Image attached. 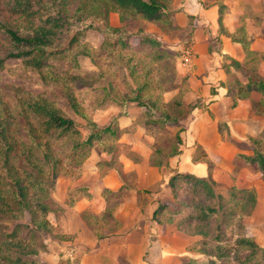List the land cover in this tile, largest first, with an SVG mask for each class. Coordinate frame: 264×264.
I'll use <instances>...</instances> for the list:
<instances>
[{"label":"trees","instance_id":"16d2710c","mask_svg":"<svg viewBox=\"0 0 264 264\" xmlns=\"http://www.w3.org/2000/svg\"><path fill=\"white\" fill-rule=\"evenodd\" d=\"M12 1L23 28H15L0 18V71L16 63L38 78L32 80L33 84L26 81L15 84L20 98L14 119L5 115L0 107V264H47L39 260L40 253L47 249L46 236H62L54 233L47 215L63 210L54 199L53 192L64 151L71 162L76 159L82 163L95 143L118 138L119 118L127 115L130 103L146 108L139 121L144 129L181 124L177 133L178 145L171 148L167 157L181 153V132L186 130L182 125L185 116L161 110L158 100L153 101L146 94L152 86L149 80L137 87L131 86L129 93L121 99L110 86H104L101 105L113 103L121 107V112L112 118L109 125L101 127L81 111L77 97L68 87L69 81L85 87L92 84L75 72L80 68V54H87L76 52L75 46L85 39L87 31L95 30L103 38V47L118 56L129 55V63L135 66L132 68L134 74L140 63L160 64L172 60L176 52L165 47L160 39L143 27L132 31V20L157 22L169 31H181L182 27L176 19L178 10L171 6L174 0ZM225 8V4H220L218 21L223 33ZM112 12L119 15L124 25L111 23ZM190 24L192 30L193 21ZM240 30L243 31L244 26ZM245 37L246 34L242 37L232 35L234 41L243 45L246 56L253 60L257 54ZM260 56L264 58V54ZM135 57L140 59L139 62L133 63ZM248 62L230 57L224 65L228 70L234 68L245 78V82L237 77L220 83L227 89L226 95L232 98L233 105L237 104L239 97L254 91L260 93L264 100V76L250 69ZM55 83L65 84L62 92L55 88ZM58 96L64 97L69 108L86 120L88 134L85 137L77 120L58 105ZM177 104L185 107L181 101ZM195 107L191 106L187 113ZM249 140L251 150L240 154V157L248 166L258 167L264 175V139L258 136ZM64 143H70V147H65ZM124 187L114 194L107 190L113 196L107 198L108 204L122 196ZM168 187L171 199L157 198L151 219L161 226L171 223L177 231L201 236L194 248L198 246L196 250L207 257L201 262L184 258L181 264H264V248L248 234L244 223V217L251 215L257 205L254 189L233 185L223 192L216 188L210 172L201 177L183 171L171 174ZM79 189L87 192L86 187ZM102 217L114 220L110 206ZM121 263L128 264L124 259Z\"/></svg>","mask_w":264,"mask_h":264},{"label":"rangeland","instance_id":"374dc122","mask_svg":"<svg viewBox=\"0 0 264 264\" xmlns=\"http://www.w3.org/2000/svg\"><path fill=\"white\" fill-rule=\"evenodd\" d=\"M182 1L174 0L171 5L172 8L179 10ZM243 1L245 8L242 17L244 19L239 23L243 24L244 30H236L234 36L242 37L243 34H246L245 38L249 40L250 48L254 49L257 57L251 60L244 53L245 57L240 55L242 59L240 61H249L247 63L249 68L264 76V58L260 56L264 54V0ZM217 2L220 3L222 0H218ZM217 2L213 3V0H209L202 5L206 8H211ZM227 9L228 7L223 10V13ZM0 18L15 26V28L18 26L23 28L22 20L13 9L12 0H0ZM110 20L114 26L124 25V22L120 20L119 15L115 12L110 13ZM190 26L191 24L182 28L181 31H169L163 29L157 22H147L142 19L132 20V31H137L138 28L143 27L148 33L160 39L165 47L176 52V56L172 60L160 64L140 63L139 68H135L134 74H132V68L135 66L132 65V62L129 63L128 54H121L125 57L114 54L102 46L103 38L100 33L95 30H89L86 33L85 39L80 42L81 44L79 43L75 46L76 52H87V54H80L78 57L80 68L75 69V72L91 81L92 84L85 87L69 81L68 87H70L77 97L81 111L86 113L101 127L109 125L112 118L120 115L121 112V107L113 103L101 105L100 101L104 95L103 87L110 86L114 94L121 99L125 94L129 93L131 86L137 87L145 80H149L152 83V86L146 90V94L151 96L153 101L158 100L161 110H166L176 116H185V121L183 120L182 124L184 126H186V121L191 116V113L188 114L187 111L193 105L202 107V109L204 108V111L209 110L208 113L210 114L213 112L212 117L217 119V127L214 131L211 129L205 131L207 138L203 139L202 142H196L197 146H199L196 147L193 158L195 160L196 156H198L200 163L197 165L199 166V170L202 168L199 172L207 171V166L208 172L212 176L215 171L216 179L213 178L216 181V188L218 190L226 192L233 185L238 188H252L255 190L258 197L257 205L251 215L244 217V223L248 234L253 236L264 248V175L258 167L248 166L242 160V157H240V154L251 150L250 137L259 136L264 139V100L262 95L257 92L242 95L240 97L242 100L240 106L250 109V116L241 117L239 114L244 111L243 108H240L241 110L237 112L240 119L232 121L231 125H228L224 119H227L228 115L230 116V103L228 105L223 103L222 97L216 102L209 101L211 93L205 86H210L209 84L217 86L220 80L233 81L237 77L241 80H245V78L234 68L228 70L224 66L230 60V55L222 51L224 41L223 38L218 36L219 32L212 30L207 32L209 35L210 51H208V55L202 60L201 65L198 66L199 76L197 74L194 75L197 70V63L193 67H190V63L186 64L183 53L184 49L191 48L192 46L193 38ZM228 34L229 36H224L230 38V33ZM198 56L199 53L197 52ZM139 60L138 57H135L133 63H137ZM37 78L35 75L33 76L32 72L26 71L24 67H20L16 63H12L7 69L0 71V107L3 109L5 115L14 119L17 112L18 99L20 97L15 89V84H19L21 81L33 84L32 80H36ZM68 80L71 79L68 78ZM194 82L197 83V87H195ZM64 83L61 85L55 83V88L59 92H62L65 87ZM194 87L196 88L195 91L199 90L203 94L201 97L196 96V92L193 90ZM63 98L58 96V105L77 120L82 135L85 137L88 134L86 120L74 113ZM177 101H181L185 104V107L178 105ZM211 103L213 105L209 107L210 109L207 108ZM145 109L144 106L130 103L127 107V115L121 116V120L119 118L120 130L118 138L113 137L105 139L103 142L95 143L90 155L82 163H79L76 159L71 162L67 153L63 150L58 179L61 178V187L67 186L68 183L72 186L70 187L69 200L83 199L84 195L82 194L84 192H78L79 190L77 191L76 189L78 186L84 184L89 189L90 185L95 184L104 174L109 172L117 173L116 169L122 172L123 168H127L128 173L124 178L127 181V187L133 186L132 175L135 172V166H138L139 169L141 168L140 172L143 174L142 183L140 184L143 187V193L139 198L142 201L139 204L142 208L140 207L141 210L138 211V216L141 220H150L151 205L155 202V198H158L157 196H166L168 193L167 185L165 184V173H162L157 179L154 178V183H150L152 181L150 178L153 176L151 174H156V171L153 173H150V171L157 164H164L168 160L167 154L177 144V133L181 129V124L156 125L152 129H144L141 127L139 121L143 117ZM190 126L181 132V136L185 135L187 137L188 144L193 143L196 134V132L194 133V129L192 130V126ZM64 146L69 148L70 143H64ZM191 148L193 146L188 145L187 156H184L181 162H185L184 159L193 155H188L192 150ZM228 166H231L229 167L232 168L231 171L227 169ZM119 200L118 198L110 203L113 214L118 209L117 203ZM149 200L152 203L151 205H149ZM88 219L90 222H94L98 232L103 222H105V219L101 215L94 216L89 214ZM115 228L118 230L117 227ZM169 229H173L171 225H169ZM193 237L191 238L190 248L194 247L196 240L202 238L201 236ZM52 238L55 237L47 235L46 242ZM57 239L60 241L63 239L71 240L69 244H63L65 247H68L67 250L76 246L72 237L68 235H62ZM214 244L212 243V245ZM197 248L198 246H196ZM196 249L193 248L192 253H189L188 257L197 259L200 262L205 261L207 257L203 254L201 255ZM58 254L61 258L60 264H78L80 262L76 253L73 260L69 259V257H62L63 252H58Z\"/></svg>","mask_w":264,"mask_h":264},{"label":"crops","instance_id":"0c3cea01","mask_svg":"<svg viewBox=\"0 0 264 264\" xmlns=\"http://www.w3.org/2000/svg\"><path fill=\"white\" fill-rule=\"evenodd\" d=\"M206 1L209 0H183L180 9L176 13L177 22L182 28L187 27L190 25V21H193L192 26L194 27L191 30L193 41L191 48L194 52V57L190 62V67H193L194 64L197 63V70L194 73V75L197 74V76H199L198 66L201 65L202 60L208 55V51H210L208 31L212 30L214 32H219L218 36L223 38L224 41V48L222 51L229 54V57H234V59L239 61L242 60L240 55L245 57L243 45L232 39L234 32H236V30L239 31L240 27L243 26V24L239 22L244 19V17H242L245 8L244 1L222 0V2H220L228 7L225 13H223V27L225 33L220 31L218 21L220 16V3L217 2L218 0H213V3L217 2V4L211 8H206L202 5L206 3ZM179 19H181V21H179ZM228 33H230V38L226 37L229 36ZM197 52L199 53L198 57ZM211 81L215 82L213 80ZM222 81L228 80H220L217 86L209 84L210 86L205 87H207L208 91L210 90L211 93L209 101L216 102L222 97L223 103L227 105L230 103V116L228 115V118L224 120L227 121L226 123L228 125H231L232 121L240 119L237 113L241 110L240 108H243L244 111L239 114L241 117L250 116V109L240 106L242 101L240 97L237 100V104L233 105L232 98L226 95L227 89L220 85ZM242 81L245 82V80ZM194 83L195 87H197V83ZM195 87L193 89L194 91L196 89ZM213 89L216 90V93L213 92ZM195 92L198 97L203 95L199 90ZM212 105L213 103L207 106V108ZM208 111L209 110L204 111L202 107H195L190 114V118L186 121L187 129L191 125L192 130L194 129V133L196 132L193 143L188 144L187 137L182 135L183 145L180 147L182 150L181 153L169 157L164 164H157L153 167V170L150 171V173L156 171V174H151L153 176L150 178V180H152L150 183H154L153 179H157L162 173L166 175L165 184L167 185L168 193L166 196H157L158 198L171 199L168 180L175 171L189 172L201 177L209 175L208 166L207 171L199 172L202 168L199 170V166L197 165L200 163L198 156L195 158L197 163L193 158L196 147L199 146H197L198 141L202 142L203 139L207 138L205 131L208 129L214 131L217 127V119L212 117L214 113L212 112L210 114ZM187 144L193 146L188 155H193L184 159L185 162H181V159L187 156ZM229 167L231 166H228L227 169L231 171L232 168ZM134 169L135 172L132 175L133 186L127 187L128 184L124 178L128 173L127 168H123L122 172L116 169L117 173L109 172L104 174L95 184L92 186L90 185L87 192L79 189L80 187H85L84 184L78 186L76 188L77 191L79 190L78 192L80 193L84 192L82 194L84 196L83 199L75 201L69 200L71 193L70 187H72L70 183H68L67 186L61 187V178L57 179L53 197L62 206L63 210L58 214L49 213L47 217L54 228L55 234L60 233L59 235H68L72 237L76 245L77 257L80 260L78 264H122V259L126 260L128 264H181V260L189 258L188 254L192 253L191 251L194 247L190 248V243L193 236L177 231L171 223H168L166 226H161L154 222L151 216L148 221L141 220L138 216V211L142 208V206L139 205L142 202L139 198L143 193V187L140 185L142 183L141 179L143 174L140 172L141 168L139 169L138 166H135ZM215 175L216 173L214 171L213 177L216 179ZM123 186L125 187L122 196L119 197V199L122 200H119L117 203L118 209L113 214L114 220L108 221L105 219V222H103L98 232L94 222H90L88 219L89 214L102 216L106 208L110 206L107 202V198H112L113 196L111 193L114 194ZM88 194H90V196ZM147 194L150 196L149 193ZM156 199L157 198H155V200ZM151 204L149 200V205ZM155 205V202L151 205L152 211ZM169 225H171L173 229H169ZM115 227H117L118 230ZM156 228L158 229L156 230ZM69 242H71V240L63 239L60 241L56 237L52 238L47 242V250L40 253L39 259L47 264H60L61 258L58 252H63L62 257H66L65 251L68 247H65L63 244H69Z\"/></svg>","mask_w":264,"mask_h":264},{"label":"built area","instance_id":"2783aa9c","mask_svg":"<svg viewBox=\"0 0 264 264\" xmlns=\"http://www.w3.org/2000/svg\"><path fill=\"white\" fill-rule=\"evenodd\" d=\"M184 59L186 64H189L191 62L192 57L194 56V52L192 50V48H186L184 49ZM76 247L73 246L71 248H69V250H66L65 255L66 257H69V259L73 260L75 253H76Z\"/></svg>","mask_w":264,"mask_h":264}]
</instances>
